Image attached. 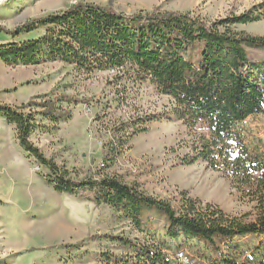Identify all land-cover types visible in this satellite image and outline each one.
Instances as JSON below:
<instances>
[{"label": "trees", "instance_id": "16d2710c", "mask_svg": "<svg viewBox=\"0 0 264 264\" xmlns=\"http://www.w3.org/2000/svg\"><path fill=\"white\" fill-rule=\"evenodd\" d=\"M263 19L264 2L209 21L192 12L126 13L80 0L3 29L11 38L0 42V60L6 65L58 61L87 74L115 70L123 91L147 84L171 100L166 111L135 114L109 130L103 144L104 167H110L152 122L179 121L187 135L174 165L202 162L252 204L248 212L229 214L187 190L163 198L117 175L73 178L30 137L37 130L55 131L70 120L75 98L36 95L42 100L19 106L0 103V118L14 127L19 146L43 169L38 174L46 184L58 194L106 206L137 234L104 235L119 253L99 252V264H264L263 243L256 248L257 260L255 252L243 258L236 241L264 237V159L250 153L236 129L249 116H264V35L236 26ZM26 34L32 36L15 40ZM171 245L196 249V254L177 253L178 247ZM63 248L72 260L91 257L77 244Z\"/></svg>", "mask_w": 264, "mask_h": 264}, {"label": "rangeland", "instance_id": "374dc122", "mask_svg": "<svg viewBox=\"0 0 264 264\" xmlns=\"http://www.w3.org/2000/svg\"><path fill=\"white\" fill-rule=\"evenodd\" d=\"M80 0H8L0 7V42L10 41L4 30L41 15L62 10ZM116 10L192 12L213 21L241 14L264 0H84ZM250 34L264 35V19L236 26ZM26 34L15 38L30 37ZM115 70L81 72L69 64L46 61L34 65H6L0 60V103L19 106L41 101L37 96H73L72 118L55 131L37 130L30 140L47 157L66 168L73 178L101 174L117 175L137 182L154 195L172 198L181 190L204 202L218 205L229 214L251 210L240 199L228 179L199 162L175 166L180 145L187 132L178 121H156L148 131L131 139L122 155L104 167V143L120 120L135 114L158 113L171 106V100L147 84L127 86L115 78ZM124 94V95H123ZM121 96H125L124 100ZM121 99V100H120ZM120 100V101H119ZM27 110V109H26ZM44 124H49L44 121ZM250 153L264 159V116H249L236 126ZM15 139L13 126L0 118V150ZM8 143H10L8 145ZM20 149V148H19ZM22 152V150L20 149ZM1 153V151H0ZM31 174L19 177L0 168V264H99V252L119 253L104 235L136 236L126 222L119 221L106 206L94 207L81 197L58 194L38 176L39 169L26 156ZM9 172V171H8ZM243 258L264 244V237L236 240ZM179 243V242H177ZM77 244L91 257L72 260L63 247ZM184 244V243H181ZM179 252L196 249L171 245ZM94 257H93V256Z\"/></svg>", "mask_w": 264, "mask_h": 264}, {"label": "crops", "instance_id": "0c3cea01", "mask_svg": "<svg viewBox=\"0 0 264 264\" xmlns=\"http://www.w3.org/2000/svg\"><path fill=\"white\" fill-rule=\"evenodd\" d=\"M9 144L10 143H8V145ZM19 148L21 149V147L18 144V141L15 138L11 145H9L7 148L4 147V148H2V150H0L1 151V153H0V168H2L8 174L19 176V177H24V176L31 174V171H30L28 162L26 160L27 155L24 153V151L22 149H21L22 150V152H21ZM38 176H39V174H38ZM39 177L42 178L41 176H39ZM44 182H45V180H44Z\"/></svg>", "mask_w": 264, "mask_h": 264}, {"label": "built area", "instance_id": "2783aa9c", "mask_svg": "<svg viewBox=\"0 0 264 264\" xmlns=\"http://www.w3.org/2000/svg\"><path fill=\"white\" fill-rule=\"evenodd\" d=\"M6 2H8V0H0V7H2V5L5 4Z\"/></svg>", "mask_w": 264, "mask_h": 264}]
</instances>
